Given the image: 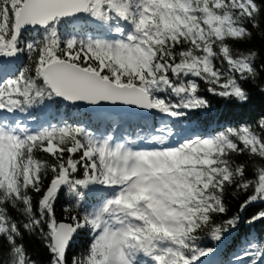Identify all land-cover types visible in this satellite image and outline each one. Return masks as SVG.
<instances>
[{"label":"snow or ice","instance_id":"1","mask_svg":"<svg viewBox=\"0 0 264 264\" xmlns=\"http://www.w3.org/2000/svg\"><path fill=\"white\" fill-rule=\"evenodd\" d=\"M254 31L264 0H0V264H264V231L214 259L264 224V112L205 124L264 78Z\"/></svg>","mask_w":264,"mask_h":264},{"label":"trees","instance_id":"2","mask_svg":"<svg viewBox=\"0 0 264 264\" xmlns=\"http://www.w3.org/2000/svg\"><path fill=\"white\" fill-rule=\"evenodd\" d=\"M237 47L242 50L255 49L257 51H260L261 56L260 59H258L256 62L257 65L260 64L261 60H264V40H262L255 31L253 32V39L251 40V42L238 45ZM245 87L250 90L252 99L249 104L243 106L234 101L230 102L205 93V95H208V98L212 101L213 104V112L205 120L206 126H214V121H219L224 124H236L241 121H255L259 117L260 113L264 112V91H262V89H264V78L260 79L258 82L253 81L249 84H246ZM218 109L224 110L226 118H219L221 115H223V113L218 112ZM247 159V157L241 158L242 161ZM244 199L245 197L243 195L235 198L232 191L229 190L228 194L225 197L226 203L229 207L228 217L235 215L239 211ZM250 209L253 212L255 211L256 213H258L259 211L264 210V204L257 203L255 206L250 207ZM57 215H61L59 204L57 205ZM228 217H223L222 219H227ZM249 218H251V214L248 211L242 214L243 221H247ZM243 225L247 224L242 223L241 228H243ZM262 231H264V229H262ZM83 242L84 241L79 240V242L77 243L80 248L81 246H83ZM24 243L27 250L38 262H40V264H46L47 253L45 249L40 245L38 240H34L31 237L26 236L24 239Z\"/></svg>","mask_w":264,"mask_h":264},{"label":"rangeland","instance_id":"3","mask_svg":"<svg viewBox=\"0 0 264 264\" xmlns=\"http://www.w3.org/2000/svg\"><path fill=\"white\" fill-rule=\"evenodd\" d=\"M230 112V111H229ZM223 116V115H222ZM224 117V116H223Z\"/></svg>","mask_w":264,"mask_h":264}]
</instances>
